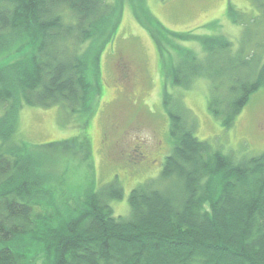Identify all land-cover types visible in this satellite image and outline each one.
<instances>
[{
    "label": "trees",
    "instance_id": "1",
    "mask_svg": "<svg viewBox=\"0 0 264 264\" xmlns=\"http://www.w3.org/2000/svg\"><path fill=\"white\" fill-rule=\"evenodd\" d=\"M251 2L259 15L233 19L243 27L237 47L225 35L197 37L203 55L179 48L175 67L164 66L171 85L208 80V109L224 128L264 86V0ZM120 7L107 0H0V264H26L40 251L46 264H264V151L236 159L200 140L180 97L163 96L170 150L158 176L130 190L127 216L114 215L110 205L124 193L117 177L84 189L65 218L53 207L58 195L71 196L56 191L67 173L51 149L89 167L86 139L14 140L22 105L95 111L99 58Z\"/></svg>",
    "mask_w": 264,
    "mask_h": 264
},
{
    "label": "rangeland",
    "instance_id": "2",
    "mask_svg": "<svg viewBox=\"0 0 264 264\" xmlns=\"http://www.w3.org/2000/svg\"><path fill=\"white\" fill-rule=\"evenodd\" d=\"M107 1L121 6V14L113 40L103 46L99 58L100 96L95 111L91 115L66 114L58 106L22 105L16 114L14 140L43 145L77 137L88 142L89 167L68 151L50 148L67 173L63 189L58 186L56 191L71 197L64 201L58 195L53 204L63 218L65 207L71 212L77 209L81 203L78 195L84 189L98 188L115 177L124 193L121 199L110 201L113 213L129 214L130 190L157 177L170 150L169 117L163 105L166 91L170 98L180 97L188 107L200 140L209 141L236 159L264 151V86L250 96L233 125L224 128L208 109L210 86L206 78H195L188 88H183L171 85L165 71V67H175L179 48L203 55L197 37L225 35L237 47L243 27L233 19L248 20L259 15L251 0ZM149 15L165 29L153 24ZM261 29L264 34V26ZM169 31H190L196 37L182 40ZM120 63L125 66L124 72L120 71ZM133 144L142 145L153 162L127 158L126 152ZM57 217L54 224L58 223ZM43 254L33 253L26 264H46Z\"/></svg>",
    "mask_w": 264,
    "mask_h": 264
},
{
    "label": "flooded vegetation",
    "instance_id": "3",
    "mask_svg": "<svg viewBox=\"0 0 264 264\" xmlns=\"http://www.w3.org/2000/svg\"><path fill=\"white\" fill-rule=\"evenodd\" d=\"M119 68L121 72H124L125 66H123V64L120 63ZM126 156L127 158H130V160H143L144 162L150 161L149 153L140 144H133L131 148H129V150L126 152Z\"/></svg>",
    "mask_w": 264,
    "mask_h": 264
}]
</instances>
